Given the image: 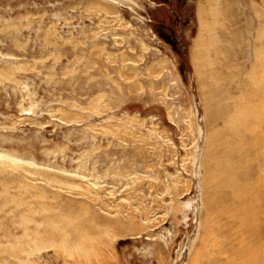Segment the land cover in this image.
<instances>
[{"label":"rangeland","instance_id":"obj_1","mask_svg":"<svg viewBox=\"0 0 264 264\" xmlns=\"http://www.w3.org/2000/svg\"><path fill=\"white\" fill-rule=\"evenodd\" d=\"M238 15L254 41L264 0H0V264H240L264 243L263 132L226 159Z\"/></svg>","mask_w":264,"mask_h":264},{"label":"bare ground","instance_id":"obj_2","mask_svg":"<svg viewBox=\"0 0 264 264\" xmlns=\"http://www.w3.org/2000/svg\"><path fill=\"white\" fill-rule=\"evenodd\" d=\"M240 16L241 15H238L236 17V19H234L235 21L232 23L233 29H232L231 33L232 32L233 33L230 37V43H229L230 46L228 47V49H229V61L228 62H229V68H230V72H229V82H230L229 96L231 98V103L229 105V111H228L229 115H228V119H227V122H228L227 126L229 127V130L235 139V140L232 139V142H231L230 147H229V149L231 150V154L233 152H235V155L233 157L228 155L226 159L228 161H229V159L230 160L234 159L233 165H235L237 167H239V165L242 162H244L243 156L239 155V153L237 152L238 150H241L243 148L244 141H246L248 138H251V135H254L256 138L254 139L253 142L255 143V141H256L258 143L257 133L260 131L263 132L262 134H260V136H261L260 138L264 137V128L262 130H257L258 125H261L262 127L264 125V25H263L264 22L262 21L260 27L258 28L257 37H255V40L251 41V42L249 41L250 43L249 42L247 43L245 41V39L249 38L252 35V33H251V31H249L250 26L247 22H245L244 24L241 23L242 19H240ZM251 37H254V36L252 35ZM248 51H251L252 59H253L254 63L252 61H250V64L247 65V61L249 58L247 59L246 52H248ZM208 62L210 65L211 61H208ZM208 62H207V64H208ZM209 74L212 75V72H210ZM222 132L223 131L221 130V133H218L219 135H217L219 143H218V148L215 151L217 153L216 154L217 157H216V168H215L213 176H215V175H219V176L221 175L222 176L226 170L228 171V174L230 173L229 172L230 166L224 167L225 164L222 161L223 158H222V156L220 157L221 146L223 144ZM260 138H258V139L262 140ZM259 143H261V142H259ZM263 150H264V147H263ZM228 153L230 154V152H228ZM256 154H259V152L256 151ZM222 162L224 165H222ZM235 176H236V174H235ZM260 176L262 177L261 174H260ZM215 178H217V177H215ZM257 179H258L256 182L257 187L255 189L258 190L259 196L264 195V177L261 178L260 181H259L260 178H257ZM262 180H263V183H262ZM213 181H215V180H213ZM229 182H231V181H229ZM235 183L236 182H234V184ZM237 185H239V188L235 187L237 190L244 191V190L249 188V187H247V185H249V184H246V183H238ZM227 193H230V190ZM233 195L234 194L232 193V196ZM249 198H251V197H249ZM232 199H235V198L232 197ZM233 201H235V200H233ZM246 201H245V204H246ZM237 202H235V203H237ZM231 205H233V204H231ZM244 208H246V205ZM235 212L238 213V215L240 214V216H241V212H237V211H235ZM87 213H89V212H87ZM90 213H92L91 210H90ZM88 216L91 217L90 215H88ZM92 216L96 217L97 219H99L100 221L105 222V223L111 222V223L115 224V223H119L120 221H122V218H116L114 220L112 219L111 221H106L102 216H97L96 214L93 215V213H92ZM233 216H234V213H233ZM108 220H109V218H108ZM87 222H88L87 220H86V222L85 221L82 222L81 227L86 228V226H90L88 224L90 222H88V223ZM244 222L246 223V221H244ZM248 222H249V220H248ZM238 223L241 225V223L239 221H238ZM243 226H245V225L243 224ZM241 228H243V227H241ZM230 230H231V228H230ZM235 239H236V237H235ZM255 240L256 241H254V239H253L251 242V245L248 244V247H243L242 249H238V251L236 252V254H238L240 257L241 256L244 257L243 263H240V264H264V243H262V237H260L258 240L257 239H255ZM239 244L242 247V245H244L245 242L240 240ZM257 244H259L257 246V248L253 249V247L256 246ZM231 250H233V249H231ZM193 259H196V257ZM193 259H191V264L194 263ZM223 259H224L225 263L229 262V259L227 257H225Z\"/></svg>","mask_w":264,"mask_h":264}]
</instances>
